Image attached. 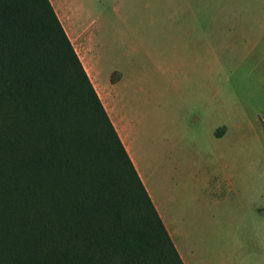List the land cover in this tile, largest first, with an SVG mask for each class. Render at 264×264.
Returning a JSON list of instances; mask_svg holds the SVG:
<instances>
[{"label":"rangeland","instance_id":"1","mask_svg":"<svg viewBox=\"0 0 264 264\" xmlns=\"http://www.w3.org/2000/svg\"><path fill=\"white\" fill-rule=\"evenodd\" d=\"M49 1L65 28L87 26L101 79H126L186 264H264V0Z\"/></svg>","mask_w":264,"mask_h":264},{"label":"trees","instance_id":"2","mask_svg":"<svg viewBox=\"0 0 264 264\" xmlns=\"http://www.w3.org/2000/svg\"><path fill=\"white\" fill-rule=\"evenodd\" d=\"M0 264H183L49 0H0Z\"/></svg>","mask_w":264,"mask_h":264},{"label":"crops","instance_id":"3","mask_svg":"<svg viewBox=\"0 0 264 264\" xmlns=\"http://www.w3.org/2000/svg\"><path fill=\"white\" fill-rule=\"evenodd\" d=\"M65 26L62 25L65 33L67 34L103 108L105 109L107 116L125 150L127 153L137 175L142 182L167 234L169 235L171 242L176 249V252L183 264H186L182 254L180 253L177 245L174 242V233L170 230L169 221L164 214L161 203L155 193L149 188L147 182V176L141 167L138 155L135 151V145L137 138L135 137L137 112L135 108L126 111V79L124 77H118L115 79H107L103 81L100 77L99 70L95 67V55L93 49V39L88 32L86 25H81L78 30L72 27V24L65 20ZM68 30V31H67ZM133 111H135L133 113ZM133 113V114H132ZM178 123L184 121V117H177L175 119ZM194 119H192L193 121ZM197 121V120H196ZM195 121V122H196ZM192 126H180V132L176 133L175 143L179 144L183 142V135L189 132ZM219 137V136H218ZM164 141H161L163 143ZM156 139V144H157ZM168 144V143H167ZM167 146V145H166Z\"/></svg>","mask_w":264,"mask_h":264}]
</instances>
